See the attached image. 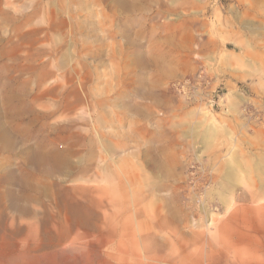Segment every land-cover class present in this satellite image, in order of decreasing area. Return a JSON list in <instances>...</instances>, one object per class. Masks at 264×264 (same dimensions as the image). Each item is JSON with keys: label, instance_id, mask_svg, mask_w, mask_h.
<instances>
[{"label": "rangeland", "instance_id": "1", "mask_svg": "<svg viewBox=\"0 0 264 264\" xmlns=\"http://www.w3.org/2000/svg\"><path fill=\"white\" fill-rule=\"evenodd\" d=\"M0 264H264V0H0Z\"/></svg>", "mask_w": 264, "mask_h": 264}]
</instances>
